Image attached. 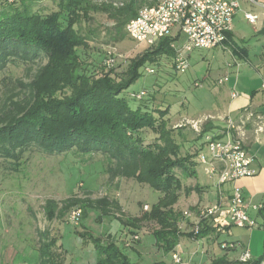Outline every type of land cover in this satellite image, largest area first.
<instances>
[{"label": "trees", "instance_id": "trees-1", "mask_svg": "<svg viewBox=\"0 0 264 264\" xmlns=\"http://www.w3.org/2000/svg\"><path fill=\"white\" fill-rule=\"evenodd\" d=\"M142 1L121 0L117 6L111 2L96 4L92 0H58L57 10L42 15L27 8L19 9L13 3L17 0H0L4 6L0 10V71L10 61L33 63L45 59L28 81H19L25 89L24 96L11 97L0 112V156L13 162L17 169L23 153L33 146L50 155L68 151L82 156L93 152L104 154L112 177L133 179L161 193L149 211L124 222L138 227L139 221H155L159 226L153 231L157 242L171 250L178 240L181 218L173 205L181 192L188 194L192 190L183 185L181 175L195 176L194 155L183 154L180 143L167 128L168 107L150 109L143 104L134 105L122 92L140 77L145 63H156L163 55L172 59L171 68L175 71L172 38L165 37L154 47H144L145 51L132 58L128 69L121 74L113 73V68L107 69L104 64L97 66L95 73L88 72L80 55V50L89 45L88 38L75 27L88 19L90 12L101 11L113 20L114 29L120 33L136 16ZM228 39L227 47L241 54L242 48L232 40L231 32ZM207 129L209 124L197 139ZM145 130L155 134L151 142L144 143ZM109 203L105 198H68L59 209L56 201L47 199L44 210L52 218L64 216L73 205L80 204L84 217L88 208L108 212ZM254 217L257 226L264 228V203ZM199 223V231L192 230L189 236L198 238L209 231L204 219ZM40 235L36 264H61L58 262L62 258L61 244L57 238H48L45 232ZM87 236L96 249V264H135L112 238L103 243L90 233Z\"/></svg>", "mask_w": 264, "mask_h": 264}, {"label": "rangeland", "instance_id": "rangeland-1", "mask_svg": "<svg viewBox=\"0 0 264 264\" xmlns=\"http://www.w3.org/2000/svg\"><path fill=\"white\" fill-rule=\"evenodd\" d=\"M17 1L13 3L19 9L27 8L30 12L42 15L58 9V0H22L23 3ZM119 1L121 0H92L96 4L111 2L117 6ZM157 1L144 0L138 4V9L155 5ZM3 7L0 4V10ZM125 26L126 24L121 32L117 33L113 20L101 11L90 12L88 19L75 25L80 34L89 41L88 47L80 50L88 72L96 73L97 66L104 64L107 56L111 55L114 59L112 72L121 74L128 69L132 58L145 51L144 43L138 45L128 37ZM226 50L220 47L195 49L191 54L190 66L183 73L174 71L171 68L172 59L163 55L156 63H145L140 69V77L129 85L122 95L134 105L143 104L150 109L157 106L168 107L169 111L165 115L167 128L172 130V136L180 143L183 154L194 152L197 147L193 141L197 140L198 134L211 121L205 120L207 115L197 116L204 106V101H207V95L203 97L204 91L211 95L224 86L218 84L217 79L224 74L223 66L230 57ZM44 62L45 59H37L33 63L14 60L8 62L0 71V112L11 97L17 99L24 96L25 89L19 81H28L36 68ZM145 66L152 67L154 72L147 73ZM105 68L108 69L106 66ZM195 83L199 85L196 86ZM207 88L212 89V93ZM141 89L147 90L142 100L131 98L130 93ZM197 120H201L197 126L198 130L194 126ZM142 135L145 137L144 143L151 142L155 136L151 130H145ZM14 167L13 162L0 156V264H36L41 243L40 232L47 233L48 238L56 237L58 244H61L59 250L62 251V258L58 259L61 264H94L97 254L93 240L87 236L88 233L101 235L106 239L105 233L109 232L118 246L123 242L122 246L127 247L126 237L133 233L125 228L118 235V232H115L116 223L126 216L142 215L141 209L145 200L152 203L159 194L147 184H140L123 176L112 177L107 171L108 161L100 152L84 156L73 151L50 155L33 146L23 153L19 164L16 165L17 169ZM198 175L204 176L201 168L198 169ZM68 198H105L110 202V211L113 212L105 219L109 224L103 223V216H97L96 211L90 210L91 208L86 210L87 216L81 215L78 223L69 221L70 210L73 207L82 209L80 204L73 205L64 216L50 218L46 215L44 204L47 199L56 201L59 209H62ZM118 199L123 202V206L114 205V201ZM187 203L185 200L184 204L177 208L181 215L179 223L192 215V209L187 207ZM185 212H190V216H186ZM140 225L143 226V232L154 228L151 222H142ZM189 225L191 226L190 223ZM140 230L136 229L134 233ZM119 238H122L121 242ZM237 238L245 240L244 243L251 250L253 257L258 258L264 254L263 227L242 228ZM223 239L229 240V237L222 235L212 244L217 264H227L223 262L224 257H218L225 251L221 246ZM149 241L152 239L145 236L141 245L148 244ZM183 241H186L187 247L190 248L199 245L196 241L186 238ZM203 241L207 243L208 239L204 238ZM123 249L127 253L128 248ZM129 257L132 262H138L135 257Z\"/></svg>", "mask_w": 264, "mask_h": 264}, {"label": "crops", "instance_id": "crops-1", "mask_svg": "<svg viewBox=\"0 0 264 264\" xmlns=\"http://www.w3.org/2000/svg\"><path fill=\"white\" fill-rule=\"evenodd\" d=\"M257 1L259 4H253L247 0H239V9L233 17L231 38L242 48V53L238 54L236 52H232L231 49L227 47L226 51L229 52L230 57L226 59L223 66L224 74L218 77L217 82L225 76H228V80L223 82L224 86L221 89H218L217 92L211 95L209 92L204 91L205 93L203 94V97L207 95V101H204V106L200 109V112L197 113V116H211L209 129H207V131L223 128L225 123L222 121V118L225 115H229L235 120H238L241 112L245 108H248L260 115L264 121V8L260 5V3H264V0ZM246 12H251L257 15L255 23H250L245 18L244 14ZM173 39L182 40L184 39V36L179 34L178 36L173 37L172 40ZM191 54L189 55L190 58L192 56ZM207 89H209L210 92L212 91L210 88ZM232 89H235L238 92V96L234 98L231 97L230 93ZM196 106H198V104H196ZM203 108H205V110ZM256 125V122L253 121L246 126L244 144L247 150L255 155L254 167L257 172L253 176L242 177L236 182L241 187L244 198L248 203H264V130L256 131ZM202 142V137L193 141L197 148L194 152H190L194 155L193 159L196 162L195 176L184 177L181 175L183 185L191 187L192 190L188 194L181 192L177 202L173 205V209L179 212L177 208L183 205L185 200H187V207L189 206L190 209H192V215L187 217V219L183 221L184 223L182 222L183 224L178 221L180 233L178 235L177 243L173 249L166 250L161 242H157L153 231L159 226L155 221H139L137 224L138 227H132L124 222L128 219L140 218L142 215L126 216L125 218H120L116 223L115 232L117 231L118 235L120 234V231L125 228H128L130 232H136V229H141L140 232H137L139 235V239L137 241L127 247L122 246L123 242L122 245L119 246L122 251L125 250L123 248H128L126 249L128 254L125 251L124 253L128 256L131 263L175 264L172 259V254L177 252L181 257L180 264H217L218 261L215 259L217 257L214 256L216 254L212 244L220 236L226 235L229 237V240L223 239V242L232 241L239 244L234 248H224V253L218 257H224V259H221H223V262L227 264H239L238 259L242 251L241 244L245 245V240L237 237L239 231L243 227L229 225L224 231H217L214 227L212 218L207 217L204 221H206L210 228L205 235L193 238L188 234L194 229L195 225L200 222L198 217V211L200 208L212 205L225 206L231 193L232 183L219 184L217 175L207 174L204 171V167L200 164L197 151L198 149H201ZM199 168H201L204 173V176L202 177L198 175ZM160 195L161 193L159 192L156 200L152 203L145 200V204L149 205V210L151 209V205L158 200ZM114 202H116L114 205H117V207L123 206V202L119 199ZM107 208L111 210L109 205ZM90 210L96 211L97 216H103V223L109 224V222L105 221V219L113 213L112 211L109 210L108 212H104L100 208H93ZM141 210L142 214L149 211H143V209ZM248 212L251 216H255V212L253 210L249 209ZM142 222H151L154 225V228L149 232H143V226L140 225ZM105 234L106 239H103V236L101 235H97L95 237L100 238L103 243L108 242L111 238L115 241L109 232ZM145 236H149L152 241H149L148 244L141 245ZM130 237L131 234H129L126 239H129ZM184 238L196 241L199 245L194 246L193 248L187 247L186 241H183ZM204 238L208 239L207 243L203 241ZM121 239L119 242L122 241ZM129 255L131 257H135L138 262H132ZM94 264H96V260Z\"/></svg>", "mask_w": 264, "mask_h": 264}, {"label": "built area", "instance_id": "built-area-1", "mask_svg": "<svg viewBox=\"0 0 264 264\" xmlns=\"http://www.w3.org/2000/svg\"><path fill=\"white\" fill-rule=\"evenodd\" d=\"M253 4H259L257 0H247ZM264 8V3H260ZM240 6L239 0H158L155 5L143 6L138 9L136 16L126 23L128 37L138 45L144 43L147 47H154L165 37H176L179 34L184 39H173L170 47L174 50V68L183 73L190 66L189 55L195 49H211L220 47L226 49L228 33L232 31L233 17ZM250 23H255L257 15L251 12L244 14ZM114 59L108 55L104 65L111 68ZM147 73H153L152 67L145 66ZM228 80L225 76L218 80L223 84ZM198 86V83H195ZM147 90L141 89L130 93L133 99H142ZM231 97L238 96V92L232 89ZM211 116H205V120ZM225 126L217 130H208L202 135L201 149L197 155L204 171L209 175H217L219 184L232 183L231 193L225 206L212 205L202 207L198 211L199 221L211 217L217 231H224L229 225L252 229L257 226L258 221L248 212L249 209L257 212L263 203H248L244 198L241 187L236 183L238 179L253 176L257 170L254 167L255 155L250 153L244 144L246 126L256 122V131L264 130L262 117L248 108L243 109L238 120L225 115L222 118ZM201 120L194 123L195 129ZM204 149V150H203ZM143 211L149 210V205L144 204ZM190 216V212H185ZM82 215L80 207H73L68 220L78 223ZM200 229L198 222L193 231L197 233ZM139 239L138 233L132 234L125 242L130 246ZM237 242L221 243L223 248H234ZM241 244V243H240ZM242 251L239 256V264H264V254L261 257H253L250 249L241 244ZM175 264L181 263V257L177 252L172 254Z\"/></svg>", "mask_w": 264, "mask_h": 264}]
</instances>
